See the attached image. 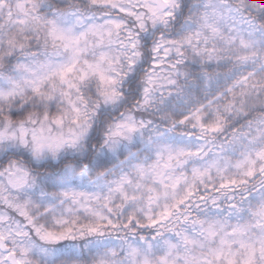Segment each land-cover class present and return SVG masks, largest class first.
<instances>
[{
	"label": "trees",
	"instance_id": "16d2710c",
	"mask_svg": "<svg viewBox=\"0 0 264 264\" xmlns=\"http://www.w3.org/2000/svg\"><path fill=\"white\" fill-rule=\"evenodd\" d=\"M22 1L32 14L26 21L16 17L17 3ZM144 2L129 0L132 10L128 12L110 6L106 0H0V87L21 72L23 61L45 60L60 54L63 45L52 39L48 22L72 13L120 18L124 23L116 30L117 36L121 48L127 49L121 61L115 63L122 70L120 89L113 99L104 94V83L99 76L79 84V103L86 107L92 123L89 132L77 138L75 144L53 152H35L12 145L0 151V174L23 167L36 188L20 192L23 202L10 211L22 222L27 217L35 219L27 229L37 241V232L42 235L62 232L66 235L64 241L68 242L57 255L38 254L27 264H100L97 250L84 244L85 236L79 238V231L110 243L104 246L106 250L112 246L119 249V244L131 240L157 241L158 229L161 232L172 228L193 230L207 218L214 222L216 218L254 217L264 207L263 168L244 177L229 174L222 179L224 182L192 184L182 203L177 204L168 215L169 220L159 228L150 217L133 207L131 200L129 203L123 198L111 204L113 210L107 218L80 213L61 224L54 210L41 215L51 204L64 199L59 183L68 172L74 179L82 171L90 179L103 175L102 179H110L126 164L142 163L149 148L141 149L166 132L164 139L208 141L211 153L226 156L234 168L236 160L247 151L264 153V42L257 46L258 53L250 52L247 47L234 50L227 46V28L222 23V19L240 16L264 34V0H177L176 8L163 13L162 18L156 17ZM215 3L220 5V10L215 8ZM220 27L223 32L219 31ZM163 72L167 75L164 84H151L149 99L148 75L153 74L156 79ZM59 83L58 78H53L39 91L0 100V127L10 130L26 125L35 129L45 120L53 122L63 117L67 104L64 92L57 86ZM142 106L149 108L138 111ZM133 112L147 119L146 123L139 120L141 126L145 125L142 135L117 152H103L113 124ZM188 117V121L181 123ZM213 127L217 129L210 130ZM134 153L137 154L128 162L119 165ZM116 165L119 166L114 169ZM76 183L77 180L72 184ZM26 195H32L36 202L26 206ZM23 208L27 213L20 214L18 211ZM77 239L80 250L76 243H70ZM233 264L245 262L239 260ZM249 264H261V261Z\"/></svg>",
	"mask_w": 264,
	"mask_h": 264
},
{
	"label": "rangeland",
	"instance_id": "374dc122",
	"mask_svg": "<svg viewBox=\"0 0 264 264\" xmlns=\"http://www.w3.org/2000/svg\"><path fill=\"white\" fill-rule=\"evenodd\" d=\"M167 1L171 10L176 8L177 0ZM106 2L128 12L132 10L129 0ZM17 4V19L28 20V16L32 14L27 10L26 3L22 1ZM144 4L152 9L156 17H164L151 0H145ZM214 6L221 9L217 3ZM123 23V20L113 15L86 17L78 13L48 22L49 34L54 42L63 45V50L45 60L23 61L21 72L0 87V100H9L32 90L39 91L46 82L58 78L60 83L57 86L61 87L66 96V113L53 122L45 120L35 129L26 125L10 130L0 127V151L9 145L31 148L35 152L60 151L75 144L77 138H82V134L89 132L92 120L88 117L86 107L79 103V84L82 80L99 76L104 83V94L109 99H113L119 92V72L122 69L115 63L121 61L123 52L127 49L121 48L116 30ZM222 23L227 28V46L234 50L247 47L250 52L258 53L256 48L264 42V34L258 31L254 23L245 22L240 16H232L231 20L222 19ZM219 31L224 30L220 27ZM166 77L164 72L158 74L156 79L153 74L148 75L146 81L149 86L146 92L149 99L152 98L151 84H164ZM147 108L149 106H142L138 111H146ZM139 120L146 123L147 119L139 118L133 112L113 124L107 149L103 152H117L137 135H142L145 125L141 126ZM213 129L217 128L210 130ZM166 134L167 132L159 135L141 149L149 148L142 163H128L110 179H102L104 175L90 179L86 171L80 172L74 179L68 172L66 179H61L59 183L64 199L58 204H51L45 212L54 210L56 220L61 224L69 222L70 217H77L80 213L99 219L107 218L113 210L111 204L123 198L129 203L131 200L133 207L150 217L155 227L159 228L169 220L168 215L177 204L182 203L184 193L192 189V184L207 185L216 180L224 182L222 179L229 174L244 177L264 168V153H259L261 150L247 151L236 160L234 168L230 167L226 156L211 153L208 141H185L183 137L164 139ZM135 154L137 153L131 154L119 165L128 162ZM31 179L30 173L20 166L10 169L9 173L0 174V233L11 242L13 252L19 254L18 259L22 264L30 263L31 258L38 254L53 257L68 243L64 241L66 235L62 232H50L46 235L37 232V241L27 229L35 219L27 217V221L22 222L19 216L10 211L23 202L20 192L36 190ZM75 180L77 183L72 184ZM24 200L26 206L36 202L32 195H26ZM18 212L27 213L26 208ZM158 230L161 237L157 236L155 242L144 239L143 243H138L131 240L128 244H119V249L112 246L106 250L104 246H110V243L106 244L100 238L86 235L87 233L79 231L78 237L85 236L84 244L97 250L100 264H233L239 260H243L245 264L258 261L264 264V207L254 217L224 220L216 218L214 222L207 218L202 224L195 225L193 230ZM77 242L78 239L70 241L71 245L76 243L75 247L80 250V243ZM4 261V256L0 255V264Z\"/></svg>",
	"mask_w": 264,
	"mask_h": 264
},
{
	"label": "water",
	"instance_id": "95a60500",
	"mask_svg": "<svg viewBox=\"0 0 264 264\" xmlns=\"http://www.w3.org/2000/svg\"><path fill=\"white\" fill-rule=\"evenodd\" d=\"M152 2L156 3L161 11H165L169 8V3L166 0H152ZM0 249L2 250L7 249L6 238L3 237L1 234H0ZM8 260L10 261L11 264H20L15 254H10Z\"/></svg>",
	"mask_w": 264,
	"mask_h": 264
},
{
	"label": "flooded vegetation",
	"instance_id": "af4514ba",
	"mask_svg": "<svg viewBox=\"0 0 264 264\" xmlns=\"http://www.w3.org/2000/svg\"><path fill=\"white\" fill-rule=\"evenodd\" d=\"M5 252H6V253H8V254H10V253H11V251H9V250H8V251H5Z\"/></svg>",
	"mask_w": 264,
	"mask_h": 264
}]
</instances>
